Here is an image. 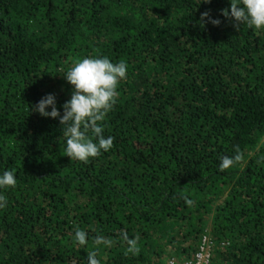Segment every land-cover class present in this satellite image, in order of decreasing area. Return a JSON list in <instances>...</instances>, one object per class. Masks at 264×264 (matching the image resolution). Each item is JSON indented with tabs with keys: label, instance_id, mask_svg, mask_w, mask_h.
I'll use <instances>...</instances> for the list:
<instances>
[{
	"label": "trees",
	"instance_id": "obj_1",
	"mask_svg": "<svg viewBox=\"0 0 264 264\" xmlns=\"http://www.w3.org/2000/svg\"><path fill=\"white\" fill-rule=\"evenodd\" d=\"M224 9L229 0H0V173L17 178L0 190V264H87L97 248L101 264H167L192 258L205 233L210 264H264V30L234 28ZM100 56L125 60L127 78L102 122L113 147L84 163L67 156L59 118L31 109L51 93L62 115L64 74ZM125 236L138 255H125Z\"/></svg>",
	"mask_w": 264,
	"mask_h": 264
},
{
	"label": "clouds",
	"instance_id": "obj_2",
	"mask_svg": "<svg viewBox=\"0 0 264 264\" xmlns=\"http://www.w3.org/2000/svg\"><path fill=\"white\" fill-rule=\"evenodd\" d=\"M210 2V0H205ZM230 11L222 10V15L233 21V27L238 29L247 25L257 30H264V0H229ZM214 26L221 21L212 19L208 12L202 14ZM128 65L125 60L111 61L107 56L84 57L73 64L64 74L66 81L73 86L71 98L63 105V114L57 108L54 94H47L32 106V111L43 117L59 118L63 126V135L66 138L65 151L70 159L87 163L91 158L99 157L113 147L114 138L105 137L103 121L107 114L118 102V86L127 78ZM51 109L50 111L47 109ZM242 160L237 152L233 157L221 158L220 169H228ZM17 178L15 170H6L0 173V190L15 188ZM190 203V201H188ZM8 200L0 193V210L7 207ZM73 240L80 246L89 243V233L77 228ZM127 243L125 255H138L140 247L137 238L124 237ZM111 241L103 235L94 239V244L111 246ZM99 249L88 252L87 264H101L98 258Z\"/></svg>",
	"mask_w": 264,
	"mask_h": 264
},
{
	"label": "built area",
	"instance_id": "obj_3",
	"mask_svg": "<svg viewBox=\"0 0 264 264\" xmlns=\"http://www.w3.org/2000/svg\"><path fill=\"white\" fill-rule=\"evenodd\" d=\"M213 251V241L209 234L205 233L200 240L197 250L192 258L186 260H178L171 258L167 264H210Z\"/></svg>",
	"mask_w": 264,
	"mask_h": 264
}]
</instances>
